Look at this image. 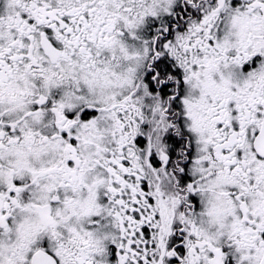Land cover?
I'll return each instance as SVG.
<instances>
[{
	"label": "snow or ice",
	"instance_id": "1",
	"mask_svg": "<svg viewBox=\"0 0 264 264\" xmlns=\"http://www.w3.org/2000/svg\"><path fill=\"white\" fill-rule=\"evenodd\" d=\"M0 264H264V0H0Z\"/></svg>",
	"mask_w": 264,
	"mask_h": 264
}]
</instances>
